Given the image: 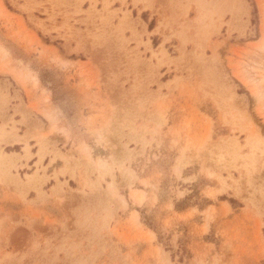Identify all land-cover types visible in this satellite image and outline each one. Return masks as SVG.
Masks as SVG:
<instances>
[{"label":"rangeland","instance_id":"374dc122","mask_svg":"<svg viewBox=\"0 0 264 264\" xmlns=\"http://www.w3.org/2000/svg\"><path fill=\"white\" fill-rule=\"evenodd\" d=\"M0 264H264V0H0Z\"/></svg>","mask_w":264,"mask_h":264},{"label":"bare ground","instance_id":"6f19581e","mask_svg":"<svg viewBox=\"0 0 264 264\" xmlns=\"http://www.w3.org/2000/svg\"><path fill=\"white\" fill-rule=\"evenodd\" d=\"M6 155H9V156H10V154H6ZM2 159H3V158H2ZM61 170H62V168H61ZM63 170H64V169H63ZM32 175H33V174H32ZM32 175H31V176H32ZM31 176H30V175H28V177L26 176L27 179L29 178V181H30V182H31V180H32L31 178L33 177V176H32V177H31ZM30 177H31V178H30Z\"/></svg>","mask_w":264,"mask_h":264},{"label":"crops","instance_id":"0c3cea01","mask_svg":"<svg viewBox=\"0 0 264 264\" xmlns=\"http://www.w3.org/2000/svg\"><path fill=\"white\" fill-rule=\"evenodd\" d=\"M44 126L49 125L48 123H42Z\"/></svg>","mask_w":264,"mask_h":264}]
</instances>
